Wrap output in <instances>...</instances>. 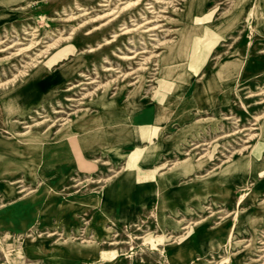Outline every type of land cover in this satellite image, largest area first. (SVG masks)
I'll list each match as a JSON object with an SVG mask.
<instances>
[{
    "label": "rangeland",
    "instance_id": "obj_1",
    "mask_svg": "<svg viewBox=\"0 0 264 264\" xmlns=\"http://www.w3.org/2000/svg\"><path fill=\"white\" fill-rule=\"evenodd\" d=\"M238 2L0 0V264H46L42 256L30 255L29 247L42 242L48 255L53 245L67 239L48 233L56 229L63 233L64 227L66 236L80 246L97 238L99 229L101 238L111 230L116 231L111 235H118L116 245L100 248L107 256L75 264H226L223 259L229 256L237 257L231 259L236 264L241 257L244 264H264V175L252 174L255 168L264 169V163L260 165L264 29L256 30L255 12L250 9L255 0H249L242 12L236 9ZM205 27L222 40L214 49L204 47L198 53L192 38ZM40 66L47 67L42 79L61 72L63 83L47 99L29 100L24 95L14 99V89H20ZM3 96L10 102L2 105ZM126 102L139 103L142 121L149 116L150 105L160 110L169 102L170 116L165 120L152 113L153 124H139V116ZM180 136L185 140L194 136L198 142L192 143L204 146L192 152L181 139L178 144L185 145L172 146L173 138ZM159 142L158 149L166 150L140 162L146 147ZM186 153L193 155L192 169L180 170L168 190L177 193L209 178H214V186L201 183L189 199H174V204L159 194L157 201L127 220L101 215L113 180L129 175L143 182L141 173L157 171L161 163L164 170L174 163L181 167L180 162L189 158ZM235 160L241 162L239 173L226 170ZM52 207L61 219L52 212L56 221L39 226L41 212ZM15 211L17 218L3 220ZM22 212L35 215L24 219ZM198 222L205 232L219 230V235L235 224L232 242H245L233 247L216 242L217 248L198 257V263L197 257L191 259L195 263L190 259L169 263L160 251L162 245L155 251L142 240L131 239L149 232L178 237L184 233L179 224ZM111 251L115 254L110 259Z\"/></svg>",
    "mask_w": 264,
    "mask_h": 264
},
{
    "label": "bare ground",
    "instance_id": "obj_2",
    "mask_svg": "<svg viewBox=\"0 0 264 264\" xmlns=\"http://www.w3.org/2000/svg\"><path fill=\"white\" fill-rule=\"evenodd\" d=\"M16 1V0H15ZM133 1V0H132ZM249 0H239L237 6H236V9L239 11V12H242L244 7H245V4L248 2ZM120 2V1H119ZM131 2V1H130ZM134 3H135V0H134ZM128 4H131V3H128ZM125 5V4H124ZM121 6V5H119ZM112 7V6H111ZM163 7V6H162ZM220 7V6H219ZM109 8V7H108ZM159 9V8H157ZM213 9V8H212ZM252 12H255V20H256V30L259 31L261 29H264V0H255L254 4H253V7L250 8ZM114 10V9H113ZM113 10H110V11H113ZM150 10V9H149ZM109 11V10H108ZM84 12V11H82ZM250 12V11H249ZM81 13V12H80ZM214 13V12H213ZM99 14V13H98ZM102 15H105V14H102ZM145 15V14H144ZM250 15V14H249ZM69 16V15H68ZM101 16V15H100ZM170 16V15H169ZM96 17V16H95ZM99 17V16H98ZM92 18V17H91ZM95 19V18H94ZM85 20V19H84ZM107 20V19H106ZM146 20V19H145ZM147 21V20H146ZM105 22V21H103ZM136 22V21H135ZM139 22V21H138ZM248 22V21H247ZM140 24V23H139ZM194 24V23H193ZM137 25V24H136ZM152 26V25H151ZM186 26V25H185ZM205 26V25H204ZM148 27V26H147ZM146 27V28H147ZM161 27V26H160ZM199 26H197L198 28ZM171 28V27H170ZM190 28V27H189ZM98 29V28H96ZM145 29V28H144ZM160 29V28H159ZM162 29V28H161ZM166 29V28H165ZM139 30V29H138ZM192 30V29H190ZM126 31L128 30H125L123 33H126ZM122 32V31H121ZM196 32V31H195ZM198 32V31H197ZM190 33V32H189ZM154 34V33H153ZM191 34V33H190ZM160 35V34H159ZM194 35V34H193ZM186 36H188L186 34ZM185 36L186 40H187V37ZM30 37V36H29ZM127 37V36H126ZM131 38V37H130ZM155 38V37H154ZM113 39V38H112ZM180 39V38H179ZM130 40V39H129ZM177 40V39H176ZM183 40V39H182ZM222 40V36L221 35H218L216 32H214L213 30L210 29V27H205L202 34L199 36H194L192 38V46L194 47V49L196 48V51L199 53L200 50L202 48H207L208 50H212L214 49V47L216 46L217 42H220ZM43 41V40H42ZM147 41V40H146ZM189 41V40H188ZM187 42V41H186ZM224 42V41H223ZM29 43V42H28ZM152 43V42H151ZM10 44V43H9ZM183 44V43H182ZM188 44V43H187ZM8 45V44H7ZM174 45V44H173ZM6 46V45H5ZM24 46V45H23ZM172 46V45H171ZM181 46V45H180ZM127 47V46H126ZM185 47H187L185 45ZM4 48V47H3ZM19 48V47H18ZM38 48V47H37ZM180 48V47H178ZM181 49V48H180ZM11 50V49H10ZM41 50V49H40ZM146 50V49H145ZM137 51V50H136ZM175 51V50H174ZM182 51V50H181ZM220 52V51H219ZM236 52V51H235ZM168 53V52H167ZM126 54V53H125ZM150 54V53H149ZM185 54V53H184ZM183 54V55H184ZM7 55V54H6ZM27 55V54H26ZM119 55V54H118ZM128 55V54H127ZM126 55V56H127ZM132 55V54H131ZM229 55V54H228ZM43 56V55H42ZM147 56V55H146ZM167 56V55H166ZM176 56V55H175ZM185 56V55H184ZM31 57V56H30ZM124 57V56H123ZM144 57V56H143ZM165 58V57H164ZM163 58V59H164ZM235 58V57H234ZM237 59V58H236ZM184 60V59H183ZM232 60V59H231ZM29 61V60H28ZM54 60L51 61V63L53 62ZM138 61V60H137ZM141 61V60H140ZM161 61V60H160ZM226 61V60H225ZM4 62V61H3ZM169 62V61H168ZM238 62V61H237ZM5 63V62H4ZM230 63V62H229ZM228 63V65H229ZM236 63V62H235ZM187 64V63H186ZM219 65V64H218ZM231 65V64H230ZM237 65V64H236ZM139 66V65H138ZM105 67V66H104ZM175 67V66H174ZM227 67V65L225 66ZM224 67V68H225ZM229 67V66H228ZM237 67V66H236ZM114 68V67H113ZM235 68V67H234ZM106 69V68H105ZM132 69V68H131ZM172 69V68H171ZM175 69V68H173ZM44 70H47V67L46 66H40L38 67V69L35 71L34 75L28 80L26 81V83H24L20 89L19 88H15L14 89V99L16 98H20L21 96L20 95H24V97L26 98H29V100L31 99H38L39 96L42 95V91H46V86L47 84L50 85V83H53L52 79H55V78H51V81H49V83H45L44 84V90H43V84L41 83L40 81V74L44 71ZM117 70V69H116ZM167 70V69H165ZM224 71V70H223ZM239 71V70H238ZM80 72V71H79ZM126 72V71H125ZM147 72V71H146ZM97 73V72H96ZM169 73V72H168ZM83 74V73H82ZM167 74V73H166ZM219 74V72H218ZM238 74V73H237ZM64 74H62L63 76ZM89 75V74H88ZM90 76V75H89ZM88 76V77H89ZM61 76H57V79L60 78ZM226 77V75H225ZM136 78V77H135ZM141 78V76H140ZM220 78V77H219ZM93 79V78H91ZM145 79V78H144ZM226 79V78H224ZM95 80V79H94ZM176 80V79H175ZM3 82V81H2ZM89 82V81H88ZM101 84V83H100ZM71 85H73L71 83ZM67 87V86H66ZM82 87V86H81ZM148 87V86H147ZM146 89V88H145ZM128 90V89H127ZM215 90V89H214ZM160 91V90H159ZM152 92V91H151ZM213 92V91H212ZM255 92V91H254ZM134 93V92H133ZM158 93V91H157ZM161 93V92H160ZM211 93V92H210ZM153 94V93H152ZM76 95V94H75ZM82 95V94H81ZM162 95V94H161ZM160 95V96H161ZM211 95V94H210ZM246 95V94H245ZM158 97V96H157ZM156 97V98H157ZM165 97V96H164ZM75 98V97H74ZM160 98V97H159ZM158 98V99H159ZM88 99V98H87ZM157 99V100H158ZM164 99V98H163ZM11 99H9L7 96H3L1 98V102H2V105L3 104H6V103H9ZM151 100V99H150ZM156 100V99H155ZM257 102V101H256ZM51 104V103H50ZM169 102L167 103H164L162 105V108L158 111L159 112V115L162 117V119H165L167 120L169 118ZM72 107V106H71ZM54 108V107H53ZM37 112V111H36ZM56 113H59V112H56ZM62 114V113H61ZM60 114V115H61ZM258 116V115H257ZM58 117V116H57ZM205 117V116H204ZM225 117V116H224ZM196 118V117H195ZM254 118V117H253ZM264 118V117H263ZM231 118H227L226 117V121L227 120H230ZM252 119V118H251ZM255 119V118H254ZM235 120V119H234ZM37 121V120H36ZM199 120H197L195 123H197ZM232 125V124H231ZM255 125V124H253ZM261 125V124H260ZM52 126V125H51ZM168 124H166L165 128L167 129L168 128ZM45 127V126H44ZM156 127V126H155ZM197 127V126H195ZM143 128V127H142ZM146 128V127H145ZM144 128V130H145ZM237 128V127H236ZM27 129V128H26ZM143 130V129H142ZM236 131V130H235ZM255 132V131H254ZM227 133V132H226ZM138 134V133H137ZM248 134V133H247ZM250 134V133H249ZM156 135V134H155ZM260 135L263 137L264 139V132H260ZM72 137V136H71ZM147 137V136H146ZM183 136H180V137H177L175 138L174 137V141L173 142H176L177 139H181L182 141H185V143L187 144V147H192V152L196 151V150H199L201 148V146H204L203 143H198V144H195V143H192L193 141L194 142H198L196 141V138L193 136L191 140H185L184 138H182ZM69 138V137H68ZM66 138V139H68ZM72 139V138H71ZM232 139V138H231ZM233 140V139H232ZM242 140V139H241ZM145 141V140H144ZM209 141V140H208ZM206 141V142H208ZM235 141V140H234ZM70 142V141H69ZM68 142V143H69ZM257 142V141H256ZM260 142V141H258ZM229 143V142H228ZM249 144V143H248ZM175 145H178V144H175ZM182 145H185L184 143H182ZM208 145V144H207ZM244 145V144H243ZM259 145V144H258ZM257 145V146H258ZM179 146V145H178ZM176 146V147H178ZM255 146V145H253ZM240 147V146H239ZM204 148V147H203ZM225 148V147H224ZM257 148V147H256ZM255 148V149H256ZM262 148V147H260ZM184 149V148H182ZM254 149V150H255ZM138 150V149H137ZM141 150V149H140ZM218 150V149H217ZM133 151V150H132ZM139 151V150H138ZM187 151V150H186ZM190 151V152H191ZM258 151V150H257ZM256 151V152H257ZM141 152V151H140ZM255 152V154H256ZM260 152V151H259ZM203 153V152H201ZM253 153V152H252ZM75 154V153H74ZM73 154V155H74ZM199 154V153H198ZM258 154V153H257ZM76 155V154H75ZM186 156H189L188 159L180 162V164H182L183 167H181V169H184V167H191L192 164H191V161L192 160V157H191V153L189 154H185ZM200 155V154H199ZM134 156V155H133ZM207 156V155H206ZM205 156V157H206ZM215 156V155H214ZM128 157V156H127ZM126 157V158H127ZM140 157V156H139ZM219 158V157H218ZM260 158V157H259ZM99 159V158H98ZM201 158H199L198 160H200ZM79 160V159H78ZM77 160V161H78ZM131 160H133L131 158ZM198 160H196V162H199ZM221 160V159H220ZM134 161V160H133ZM207 161V160H206ZM248 165L251 163V161L249 160V158L246 159ZM103 162V161H102ZM129 162V161H128ZM175 162V161H174ZM201 162V161H200ZM79 163V161H78ZM264 162H261L260 165H262ZM131 164V163H128V165ZM133 164V163H132ZM81 165H84L83 162ZM164 165V164H162ZM161 165V166H162ZM176 164L174 163L173 164V167L175 166ZM86 167V165H84ZM131 166V165H130ZM89 167V166H88ZM129 167V166H128ZM261 167V166H260ZM131 169H133V167H130ZM155 168V167H154ZM233 169V171H237L239 173V169H241V162L239 160H235L232 165L228 166L226 168V170L228 169ZM80 169V167H79ZM95 169V168H94ZM115 169V168H114ZM189 169H192V168H189ZM91 170V169H90ZM89 171V170H88ZM152 171V170H151ZM252 174L256 177H262L264 175V169L263 171L260 169V168H255L252 172ZM88 178V177H87ZM91 179V178H90ZM159 181H161L159 179ZM225 185L228 184V181L225 180ZM201 183H205L207 186H214V178H209L208 180H205L204 182H201ZM201 183H194L195 186L197 185H201ZM103 185V184H102ZM222 185V184H221ZM224 185V186H225ZM22 189V188H21ZM78 189V188H77ZM254 190H252L253 192ZM63 197V196H62ZM220 208V207H219ZM217 213H221V212H217ZM234 215V213H233ZM219 216V215H217ZM236 218V222H241V218L235 216ZM188 222V221H186ZM179 223V222H177ZM196 223V224H188L187 226H183V224H179L178 227L180 228L181 231H184V233L178 237H175L173 235H169V234H161V235H157L155 236L153 233L149 232L147 234H145L144 236L142 237H131L132 240L134 239H140L142 240L141 243L143 244H148L149 247L152 249V250H157V246L158 245H162V247L160 248V251L162 252L164 258L167 260V262L169 263H174V262H178V261H184L185 259H192L193 257V251H194V248H196L195 250H200L201 253H204L206 251L207 248H211L213 250H215L217 247L214 246L216 244V242H222L220 239L221 238H225L226 240V243L227 245H229L230 247H233L235 246L236 244L238 243H241V242H245V241H235V242H232V230L235 228V224L233 226H231L229 229H228V233L226 236H221L219 234H217V232L219 230H210L208 232H205L203 229H202V226H200V224L202 223ZM78 224V221L74 222V228L76 229L77 228V225ZM67 226V225H66ZM161 226V225H160ZM238 226V225H237ZM137 227V226H136ZM162 228V226H161ZM114 229V228H113ZM125 229V228H124ZM220 229V228H218ZM100 230H97L96 232V237L97 238H91L92 240L90 241H87V242H84L85 245H77L76 243H74L73 241V238H71L68 234L66 236V227H64L63 229V233H58L60 230H57L56 231H53V232H50L48 233V237H53V236H63V238H67L64 242L62 243H56L55 245H53L51 247V251L50 253L47 255L46 252L42 251V248L40 246V242H37V243H33L31 244L32 246H30V251H31V254L30 255H38V256H42V258L45 260L46 264H75L76 261L78 260H88V259H96V258H104L105 256H107V254L103 251H101V247L102 246H114L116 245V240L118 238V235L114 234V235H111L112 233H116V231L114 232L113 230L109 231L108 234L106 235V237L104 238H101L100 237ZM61 232V231H60ZM85 234V231L82 233H80L81 236H84ZM110 235V236H109ZM218 235V237H217ZM214 237H217V239H215ZM87 240V239H86ZM94 240V241H93ZM122 241V240H121ZM127 241V240H126ZM131 243V242H130ZM136 243V242H135ZM35 245V246H34ZM215 247V248H214ZM224 247V246H223ZM26 250V249H25ZM262 250V249H261ZM110 251V250H109ZM160 252V253H161ZM25 253L29 254L28 252L25 251ZM34 253V254H33ZM99 253H102V254H99ZM111 253V258H113L114 254H115V251H111L109 252ZM129 255V254H128ZM236 254H233L232 256H235ZM109 256V254H108ZM83 258V259H81ZM259 258V257H258ZM107 259V258H105ZM231 259H234L235 261H237V257L236 258H233L231 256L229 257H226L225 259H223L224 263L226 264H229V262L231 261ZM264 259V258H263ZM212 260V259H211ZM251 261V260H250ZM258 260H253V262H257ZM192 263H195V261L191 260ZM200 262V259L198 258V261L197 263ZM210 263V262H209ZM105 264H123V262H117V261H114L113 263H105ZM216 264H220V263H216Z\"/></svg>",
    "mask_w": 264,
    "mask_h": 264
},
{
    "label": "crops",
    "instance_id": "obj_3",
    "mask_svg": "<svg viewBox=\"0 0 264 264\" xmlns=\"http://www.w3.org/2000/svg\"><path fill=\"white\" fill-rule=\"evenodd\" d=\"M57 76H61L62 77V73L61 72H56L54 74L49 75L48 77L42 79L40 77V81L43 84V90H44V84L45 83H49V81H51V78H55L52 79L53 83H50V85L47 84L46 86V91H42V95L39 96L40 99L45 98L47 99V97L51 96L55 90L63 83V78L62 79H57ZM51 81V82H52ZM130 102V101H129ZM126 102V105L130 106V111H132L134 113V115H137V120L138 123H147L146 125H151V123L153 122V117H150V114L153 113V115L157 114L159 115V110L158 107L154 106V105H150V107L146 108V112L150 113L149 116L144 118V121L141 120V115H142V108L140 107L139 103L137 105L131 106L129 105L130 103ZM125 105V106H126ZM160 116V115H159ZM161 117V116H160ZM162 119V117L160 118ZM149 123V124H148ZM195 123V122H194ZM153 124V123H152ZM166 126V125H165ZM164 126V128H165ZM187 140L189 138H186ZM174 141V138H173ZM172 146H174L175 144H178V141L173 142ZM161 144L160 142L157 144H155L154 147H146V151L144 152V154L142 155L139 161L142 162V160H144V158H147V156H152L154 155V153L159 156L160 153L159 150H163L165 151L166 149H158V145ZM179 146L182 145V143L178 144ZM176 146V145H175ZM163 147V146H161ZM144 148H141V150ZM153 152V153H151ZM149 153V154H148ZM162 153V152H161ZM161 155V154H160ZM144 162V161H143ZM164 163H161L159 165H157L156 168H159L157 171L154 170H148L149 172L147 173H141V175L144 177L143 182H138L137 179L135 180H131L129 179V175H126L124 178H117L115 180H113L109 187L107 188V192L103 198V202H102V209H101V215L107 219H111L113 221H120V220H127L128 218H131L132 215H134L137 211H139L140 209H143L144 207H147L148 205H150L151 203H154L155 201L158 200V195H161V199L166 200L167 202L174 204L175 201H173L174 199H189L191 194V191L194 190H198L200 188V185H198L197 187L192 188V186H187L184 187L180 192H171L168 190L169 185L172 182V178L177 176L180 172V170H184L187 167H184V169H181V167H183L182 165H180L181 167L176 168L175 166L168 168L167 170H164V168H162L164 165H162ZM162 165V166H161ZM190 168V167H188ZM166 169V168H165ZM156 172V173H155ZM160 176V180H157L156 178L154 179V176ZM195 192V191H194ZM179 195V196H178ZM175 196V198H174ZM22 209V208H21ZM23 210L28 211L29 207H25L23 208ZM55 213L56 215V219H61L62 215L60 213V215H58V212H56L55 208L52 207V209H44V212H41V215L39 217L40 223L39 226L41 227H46V225H48L49 223L53 222L54 220L56 221V219H52L51 215L53 213ZM57 213V214H56ZM18 211L15 212H11V214H7L5 217H3V220L5 222H10L9 218H17L18 217ZM21 214V213H20ZM29 214V213H28ZM26 214L22 212V217L25 219L27 216L32 215L34 216L35 214ZM71 213H69V216ZM32 220V218H31ZM68 220V219H67ZM70 220V218H69ZM75 222V221H74ZM30 224L32 223L29 222ZM9 224V223H8ZM228 233V231H227ZM227 233L224 235L226 236ZM223 236V235H221ZM218 237V236H217ZM218 240V239H217ZM221 241H223L222 243L226 242L225 238H221ZM41 248L42 251L46 252L45 250V244H43L41 242ZM196 248H194L193 251V257H206L205 254H207V252H210L211 249L207 248L206 251L204 253H201L200 250H195ZM204 254V255H203ZM192 257V258H193ZM245 259L241 257L240 260V264H244ZM231 264H236L234 261H230Z\"/></svg>",
    "mask_w": 264,
    "mask_h": 264
}]
</instances>
